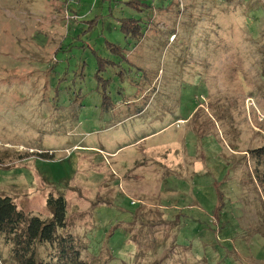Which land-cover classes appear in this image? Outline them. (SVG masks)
Segmentation results:
<instances>
[{
	"label": "rangeland",
	"instance_id": "obj_1",
	"mask_svg": "<svg viewBox=\"0 0 264 264\" xmlns=\"http://www.w3.org/2000/svg\"><path fill=\"white\" fill-rule=\"evenodd\" d=\"M263 65L264 0H0V195H63L111 264H264Z\"/></svg>",
	"mask_w": 264,
	"mask_h": 264
},
{
	"label": "trees",
	"instance_id": "obj_2",
	"mask_svg": "<svg viewBox=\"0 0 264 264\" xmlns=\"http://www.w3.org/2000/svg\"><path fill=\"white\" fill-rule=\"evenodd\" d=\"M140 2L137 1V4ZM118 23L126 39H132L135 44L141 41L144 35L141 18L124 16ZM173 35L171 33L170 36ZM106 46L120 60H128L121 45L107 41ZM96 57L103 60L99 55ZM261 71L260 77L264 79V65ZM259 150L261 153L258 155ZM246 152L254 162L259 164L262 159L264 162V146ZM45 205L48 215L40 217L18 207L11 197L0 195V256L5 254L9 264H111L118 261L110 257L104 236L103 241H96L92 234L87 237L85 229L71 227L67 217V201L63 195L49 193ZM216 208L219 209V204ZM213 213L216 214V210ZM262 220L264 224V217ZM172 223L175 226L176 222ZM81 236L84 237L83 243H80ZM128 241L135 245L133 254L126 256V262L119 261L120 264H165L166 256H161L166 247L164 243H155L150 247L143 245L140 249L134 235L128 237Z\"/></svg>",
	"mask_w": 264,
	"mask_h": 264
}]
</instances>
